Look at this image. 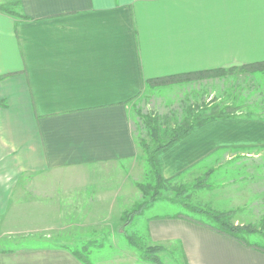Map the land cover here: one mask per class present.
Here are the masks:
<instances>
[{
	"label": "crops",
	"instance_id": "crops-1",
	"mask_svg": "<svg viewBox=\"0 0 264 264\" xmlns=\"http://www.w3.org/2000/svg\"><path fill=\"white\" fill-rule=\"evenodd\" d=\"M15 1L0 0L15 12L0 9V219L24 175L135 158L131 102L145 80L264 61V0H20L12 8ZM221 148L261 155L264 119L196 129L161 156L163 174ZM143 218L149 239L178 244L184 264H264V251L187 218ZM0 264L86 263L56 244L0 249Z\"/></svg>",
	"mask_w": 264,
	"mask_h": 264
},
{
	"label": "rangeland",
	"instance_id": "rangeland-1",
	"mask_svg": "<svg viewBox=\"0 0 264 264\" xmlns=\"http://www.w3.org/2000/svg\"><path fill=\"white\" fill-rule=\"evenodd\" d=\"M218 103L231 105L230 112L235 114L264 117V71L230 68L222 74L146 87L131 102L139 154L118 163L22 176L10 210L0 219V249L63 244L86 255L92 264H124L119 262L121 255L126 257L122 259L146 264L128 236L144 246L158 244L141 227L143 216L202 218L188 208L190 205L235 209L233 221L261 229V233L250 235V240L264 245V151L258 155L260 150L249 149L253 152L249 157L241 149L221 148L193 168L166 177L170 180L161 189V196L144 214L128 213L149 198L138 186L152 181L151 166L141 145V140L153 142L147 119L158 118L163 129L172 128L190 114H209V106ZM209 171L211 187H192ZM66 224L71 227L64 230ZM166 249L160 253L166 264H184L178 244L166 245Z\"/></svg>",
	"mask_w": 264,
	"mask_h": 264
},
{
	"label": "trees",
	"instance_id": "trees-1",
	"mask_svg": "<svg viewBox=\"0 0 264 264\" xmlns=\"http://www.w3.org/2000/svg\"><path fill=\"white\" fill-rule=\"evenodd\" d=\"M15 6H21V1L17 0L14 3ZM11 6L0 5V9H3L7 12L12 11ZM13 8V7H12ZM17 13V12H16ZM19 16L25 17L23 14L18 12ZM244 69L249 70H262L264 71V61L262 62H254L252 64H248L247 66H243ZM225 69H215V70H199L194 72H184L171 74L167 76H159L154 78H149L145 80V88L164 85L165 83H173L177 81L190 80L194 77H198L200 75L218 73L222 74ZM211 112L209 114H190L180 122V124L176 127L163 129L158 118H149L147 119V123L150 126L151 135H152V144L148 143L145 140H141V145L147 155V160L151 166V178L152 181L149 184L139 183L138 186L144 191L145 194L149 195V198L136 205L128 213L130 215H141L144 214V211L152 207V205L158 201L161 196V189L164 187L165 183L170 180V178H166L163 174V163L161 160V156L164 152L168 151L170 148L175 146L177 143L182 141L185 137L191 134L196 129L216 120L228 119L231 117H237L239 114L233 113L231 110V105L226 104L222 105L212 104ZM250 117L251 115H247ZM264 119V117H261ZM212 171H209L206 174V177L200 178L198 177L195 183L192 185L194 188H203V187H211L210 182L208 180L209 174ZM183 194V191H182ZM184 201V200H182ZM186 205L187 202H182ZM188 207V206H187ZM191 211L196 214L202 216V218L194 217V216H184L183 214H176L177 217L187 218L197 224L206 226L211 228L212 230L227 235L231 238L236 239L237 241L254 248H258L264 251V245L252 242L250 240V235L261 233L260 230L256 226L252 224H236L233 221L234 215L236 214L235 209L230 210H218L215 208L202 207L199 205H190L188 207ZM130 243L137 248L142 259L146 261V264H166L160 253L166 249V246L162 244H154L150 246H144L141 244L138 239L128 236ZM75 255L85 262L86 264H90L88 257L83 255L80 251L74 250Z\"/></svg>",
	"mask_w": 264,
	"mask_h": 264
}]
</instances>
